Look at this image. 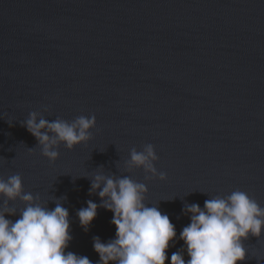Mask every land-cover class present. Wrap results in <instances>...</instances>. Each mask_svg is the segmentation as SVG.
I'll use <instances>...</instances> for the list:
<instances>
[{
  "label": "water",
  "instance_id": "1",
  "mask_svg": "<svg viewBox=\"0 0 264 264\" xmlns=\"http://www.w3.org/2000/svg\"><path fill=\"white\" fill-rule=\"evenodd\" d=\"M31 112L96 124L89 141L60 143L50 162L22 126ZM146 144L167 180L125 170ZM97 172L147 185L145 202L177 233L165 264L184 245L186 203L203 208L241 190L264 207V0H0V178L19 174L49 209L66 197V251L92 264L93 237L116 233L109 210L98 208L87 232L76 215L101 202L89 194ZM244 246L240 264H264V231Z\"/></svg>",
  "mask_w": 264,
  "mask_h": 264
},
{
  "label": "clouds",
  "instance_id": "2",
  "mask_svg": "<svg viewBox=\"0 0 264 264\" xmlns=\"http://www.w3.org/2000/svg\"><path fill=\"white\" fill-rule=\"evenodd\" d=\"M95 124L94 115H81L71 122L62 118L50 122L39 112H31L22 126L35 137L41 154L55 162L60 143L72 150L89 141ZM129 155L124 162L126 171L142 168L145 179L167 180V174L155 167L159 157L152 144L144 145L142 151L132 148ZM89 178V194H97L101 202L88 200L86 207L77 210L81 228L89 230L98 208L113 213L111 224L116 228L115 237L107 242L93 237V249L99 255L97 264H165L167 249L174 245L177 233L158 205L145 202L147 185L130 175L97 172ZM0 198V264H92L87 256L66 251L72 240L69 211L61 202L66 197H54L55 207L49 209L48 202L38 194L24 192L17 174L7 180L0 178ZM17 200L24 205L19 211L11 206ZM182 212L189 216L190 223L180 232L184 245L172 253L170 264H240L246 259L244 241L250 235L260 237L264 231V207L241 190L210 197L203 208L186 203ZM17 214L15 222L6 218Z\"/></svg>",
  "mask_w": 264,
  "mask_h": 264
}]
</instances>
